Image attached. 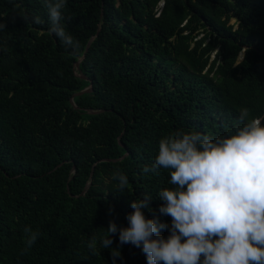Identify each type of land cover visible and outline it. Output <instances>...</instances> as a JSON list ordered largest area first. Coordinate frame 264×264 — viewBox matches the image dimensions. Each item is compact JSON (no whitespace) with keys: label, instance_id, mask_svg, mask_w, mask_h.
Here are the masks:
<instances>
[{"label":"trees","instance_id":"1","mask_svg":"<svg viewBox=\"0 0 264 264\" xmlns=\"http://www.w3.org/2000/svg\"><path fill=\"white\" fill-rule=\"evenodd\" d=\"M63 16L75 53L48 31L43 0H0V264H147L119 232L109 248L100 238L146 197L145 218L170 235L169 170L143 172L161 138L235 134L242 108L264 124V0H66ZM26 226L39 233L27 250Z\"/></svg>","mask_w":264,"mask_h":264},{"label":"clouds","instance_id":"2","mask_svg":"<svg viewBox=\"0 0 264 264\" xmlns=\"http://www.w3.org/2000/svg\"><path fill=\"white\" fill-rule=\"evenodd\" d=\"M43 3L48 31L77 52L79 42L62 23L66 0ZM23 19L28 22L27 16ZM31 22L42 21L36 16ZM248 117L249 109H240L243 126L235 134L215 139L182 130L161 138L151 168L145 166L143 172L169 170V182L175 187L160 190L158 196L164 202L160 213L172 218L170 235L167 239L159 235L168 225L145 218L146 197L131 202L128 227L118 229L114 221L109 222L100 246L109 248L112 236L119 232L120 244L141 248L147 264H264V124L260 118ZM113 179L116 191L123 193L127 176L117 170ZM24 232L27 250L39 233L27 226ZM96 246L92 237L88 247L93 255ZM119 256L114 249L113 260Z\"/></svg>","mask_w":264,"mask_h":264},{"label":"water","instance_id":"3","mask_svg":"<svg viewBox=\"0 0 264 264\" xmlns=\"http://www.w3.org/2000/svg\"><path fill=\"white\" fill-rule=\"evenodd\" d=\"M96 36V34L94 35V36H92V37H90V39L87 41V43H86V46H85V48H84V53L87 51V48H88V45H89V43L92 41V39L94 38ZM84 59V55L82 56V57H80L76 62H75V64H74V70L75 71H78L79 70V65H80V62L82 61ZM76 75H77V73H75ZM78 77H80V78H82L83 80H86V78L85 77H83V75H81V74H78ZM91 91V84H90V82L88 83V86L87 87H85V88H83V90H81L80 92H78V93H75V94H73V97H77V96H81V95H83V94H85V93H89ZM71 104L73 105V107L75 108V109H78L77 107H76V105L73 103V101L71 100ZM101 112H103V110H100V112H91V110H86V114L87 115H89V116H93V115H96V114H99V113H101ZM119 146H121L122 148H125L124 147V145L122 144V143H119ZM128 155V152H126L125 153V155H123L120 159H118V160H121V159H123L125 156H127ZM110 161H114V160H110ZM116 161V160H115ZM59 166H57L56 168H58ZM55 168V169H56ZM55 169H53V170H55ZM73 171H74V168H73ZM91 176V174L89 175V177ZM88 183L86 184V186L84 187V189H83V192L86 190V188L88 187ZM83 192H82V194H83Z\"/></svg>","mask_w":264,"mask_h":264},{"label":"rangeland","instance_id":"4","mask_svg":"<svg viewBox=\"0 0 264 264\" xmlns=\"http://www.w3.org/2000/svg\"><path fill=\"white\" fill-rule=\"evenodd\" d=\"M233 23V21H230V24H232ZM234 27H235V25H234ZM240 58H238V60H239Z\"/></svg>","mask_w":264,"mask_h":264}]
</instances>
